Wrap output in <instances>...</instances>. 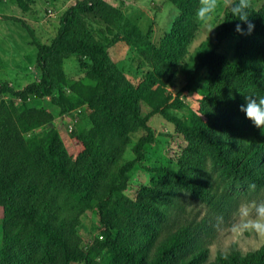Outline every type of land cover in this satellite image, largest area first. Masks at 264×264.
Masks as SVG:
<instances>
[{"label":"trees","instance_id":"trees-1","mask_svg":"<svg viewBox=\"0 0 264 264\" xmlns=\"http://www.w3.org/2000/svg\"><path fill=\"white\" fill-rule=\"evenodd\" d=\"M167 1L179 14L155 44L110 0H78L61 15L51 43L34 42L38 81L0 84V264H264V243L246 253L232 245L207 262L205 247L190 252V227L160 237L176 194L209 200L207 159L221 166L223 179L264 190V131L239 111L243 94L264 96V0L248 1L250 35L235 32L239 21L229 8L215 39L187 62L201 0ZM224 44L231 59L220 51ZM131 48L147 67L137 77L120 68ZM71 57L83 78L66 76ZM176 72L185 84L173 94ZM44 99L62 115L85 110L89 127L68 136L46 129L53 114L32 103ZM156 116L173 126L164 148L172 167L132 180L155 144ZM138 132L134 159L125 161ZM88 212L98 215L101 230L84 249L78 229Z\"/></svg>","mask_w":264,"mask_h":264},{"label":"rangeland","instance_id":"rangeland-1","mask_svg":"<svg viewBox=\"0 0 264 264\" xmlns=\"http://www.w3.org/2000/svg\"><path fill=\"white\" fill-rule=\"evenodd\" d=\"M76 1L78 0H0V84L7 82L15 88H21L25 84L38 81L40 72L36 65L37 49L34 42L51 43L57 34L61 15ZM110 2L116 4L144 34L149 35L155 44L169 32L179 14L167 0H110ZM234 2L236 0H216L215 11L206 19H200L197 14L195 15L198 30L189 44L185 62L197 57L198 49L203 43L215 39V32L219 29L226 11ZM1 17H11L16 20H4ZM220 51L231 59V50L226 44ZM120 68L134 77L142 75L147 70L134 48L129 50L120 63ZM64 71L66 76L72 79H81L85 74V69L81 68L76 57L64 62ZM184 84L182 72H176L169 79V89L173 94ZM184 101L189 104V96ZM32 103L43 106L53 114L54 121L46 129L60 127L61 132L68 136L77 130L89 127L85 110L81 113L74 112L72 115H62L49 99L32 100ZM153 126L155 144L145 148L144 161L130 172L132 180L151 178L154 175L151 169L172 167L165 158L164 148L165 135L173 131V126L160 116L154 118ZM46 129H39L35 133L41 135ZM142 135V132H138L132 137V143L124 155L125 161L134 159L131 149ZM220 169V165L207 159L202 169V176L210 191L209 200L204 202L185 191L176 194L168 207L167 219L160 226L161 238L183 226L193 229L195 240L190 252L197 247H205L207 262L214 260L217 253L227 252L232 245H235L241 253H246L258 249L264 243V235L240 232L234 227L237 222L235 213L238 204L244 200L264 198V190L256 187L255 191H250L249 183L246 181L223 179L220 176ZM100 230L99 217L96 213L88 212L82 217L78 232L83 239L84 249L89 248L99 237ZM1 231L0 208V250Z\"/></svg>","mask_w":264,"mask_h":264},{"label":"clouds","instance_id":"clouds-1","mask_svg":"<svg viewBox=\"0 0 264 264\" xmlns=\"http://www.w3.org/2000/svg\"><path fill=\"white\" fill-rule=\"evenodd\" d=\"M216 8V0H201V5L197 9V16L206 19ZM248 0H236L231 5L229 14L239 21L235 26V32L241 35H250L254 25L249 22ZM247 25V31L241 27ZM243 103L239 106V111L249 120L252 125L260 131H264V96L243 94ZM256 184L248 185L250 191H255ZM237 222L234 227L240 232H254L264 235V198L244 200L238 204L236 213Z\"/></svg>","mask_w":264,"mask_h":264}]
</instances>
